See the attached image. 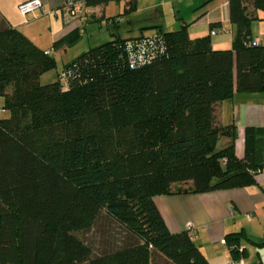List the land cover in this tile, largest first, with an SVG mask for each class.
<instances>
[{
  "label": "trees",
  "instance_id": "1",
  "mask_svg": "<svg viewBox=\"0 0 264 264\" xmlns=\"http://www.w3.org/2000/svg\"><path fill=\"white\" fill-rule=\"evenodd\" d=\"M122 1L123 12L134 7ZM228 6L229 48H214L209 33L191 37L187 23L114 31L46 83L39 78L54 56L0 21V97L10 112L0 117V264H209L195 234L171 230L154 198L247 186L264 166L263 129L246 127L239 157L233 124L216 118L236 90L264 91V41L252 35L264 0ZM143 39L148 59L132 67L128 45ZM221 137L228 141L217 148ZM101 218L121 226L118 246L96 247L90 233ZM246 237L245 229L225 233L234 256L245 255Z\"/></svg>",
  "mask_w": 264,
  "mask_h": 264
},
{
  "label": "crops",
  "instance_id": "2",
  "mask_svg": "<svg viewBox=\"0 0 264 264\" xmlns=\"http://www.w3.org/2000/svg\"><path fill=\"white\" fill-rule=\"evenodd\" d=\"M22 1L24 0H0V21L19 28L49 53L52 48L61 53L66 51L87 30L90 32L88 41H91V37L95 41L98 40L96 35L99 28L95 23L100 26L102 21H105L108 27L112 25L109 37L104 40L111 38L114 31L118 32V23L110 24L107 17L120 12L119 21L123 18L130 29L137 25L140 29L138 34H147L146 30L155 33L159 26L162 30H172L178 28L181 23H187V31L191 37L209 33L214 48L232 46L233 25L229 18L228 0H135L134 7L127 12H123L124 1L109 0L87 4L86 17L71 21L64 18V0H41L42 6L26 15L22 14L18 7ZM112 1L120 2L122 6L117 4L118 9L110 11L108 7ZM259 14L260 17L253 20L252 35L253 38L264 41V11L260 9ZM142 27L144 29H141ZM212 28H217V31L211 33ZM71 31H78L74 42L52 46L54 40ZM216 118L218 123L233 124L236 130L234 150L239 157L245 154L246 127L262 128L263 140L259 156L264 161L263 90H236L231 97L218 103ZM226 141L227 138L224 143ZM256 178V183L247 186L160 194L154 199L171 230L186 228V222L192 221L190 230L195 234V240H199L198 243L209 264H233L232 261L240 264L239 260H242L241 264H264V166L256 174ZM239 229H245L247 234V237L241 240V248H244L246 253L244 255L240 251L234 256L227 244L221 240L225 238V233ZM253 240L263 243L258 244Z\"/></svg>",
  "mask_w": 264,
  "mask_h": 264
},
{
  "label": "rangeland",
  "instance_id": "3",
  "mask_svg": "<svg viewBox=\"0 0 264 264\" xmlns=\"http://www.w3.org/2000/svg\"><path fill=\"white\" fill-rule=\"evenodd\" d=\"M117 4H120V2L119 3L115 1L110 2L109 7H108L110 8L109 10L114 11L115 9H118ZM120 5L122 6V3ZM116 11L114 13H116ZM103 19L104 18L102 17V20ZM121 19L122 20H120L116 26L120 34L124 36H133V35H137L138 33H140V29H138L137 25L136 26L134 25V27L130 29L127 27L126 21L123 18ZM95 24H96V27L99 28V33H100L99 34L97 32L98 35H96L98 40L95 41L91 37V41H88L87 37H88V34L90 35V32L88 33V30H87V32H83L81 36L76 40V42L70 45V47L66 49V51H63L61 53L60 51H55L52 48L51 50L52 52L50 54L53 55L55 58V66H53L52 68L48 69L47 71L43 72L40 75L39 81L41 83H46V82L55 80L58 77V72L63 66V62L66 59L71 58L73 55L80 53L84 49H87L89 46L94 45L96 43H100L101 41L106 39V37H109V34H110L109 29L112 28V25L108 27L105 21H102V24L100 26L97 23ZM146 31H147L146 32L147 34H153L152 30H146ZM99 35H101L100 38H99ZM3 103H4V98L0 97V117H7L10 112L8 108L3 106ZM224 142H225V138L221 137L219 141L217 142V148L222 147L224 145ZM124 235L125 234L121 226H119L116 222L108 218H101L90 233V236L94 238L95 245L98 249H100L101 246L102 247L118 246L122 238L124 237ZM196 241L198 242L199 240L196 239ZM233 264H238V263L235 262Z\"/></svg>",
  "mask_w": 264,
  "mask_h": 264
},
{
  "label": "built area",
  "instance_id": "4",
  "mask_svg": "<svg viewBox=\"0 0 264 264\" xmlns=\"http://www.w3.org/2000/svg\"><path fill=\"white\" fill-rule=\"evenodd\" d=\"M87 0H64V12H65V19L66 21H71L73 19H80L86 17V10H87ZM42 1L41 0H24L19 4V10L22 14L26 15L31 10L41 7ZM217 28H212L211 33H215ZM153 40L152 38L148 39L147 41ZM255 44H259L263 42V40L259 38H255L253 40ZM146 39L140 40L138 42H133L132 45H128L129 47V54L127 61L129 62L130 66L137 67L138 65L146 63L148 59L149 47L145 46ZM148 50V51H147ZM153 52V51H152ZM193 225L192 221L188 220L186 222V226L191 228ZM225 242L224 238L221 240ZM237 261H233L235 263ZM242 260H240V264Z\"/></svg>",
  "mask_w": 264,
  "mask_h": 264
}]
</instances>
